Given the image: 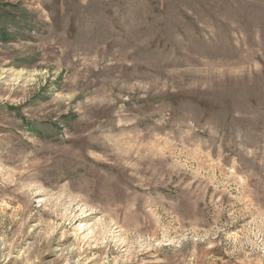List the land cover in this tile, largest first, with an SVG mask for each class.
Instances as JSON below:
<instances>
[{
  "label": "rangeland",
  "instance_id": "374dc122",
  "mask_svg": "<svg viewBox=\"0 0 264 264\" xmlns=\"http://www.w3.org/2000/svg\"><path fill=\"white\" fill-rule=\"evenodd\" d=\"M0 264H264V0H0Z\"/></svg>",
  "mask_w": 264,
  "mask_h": 264
}]
</instances>
